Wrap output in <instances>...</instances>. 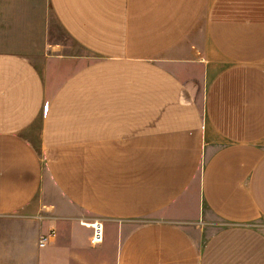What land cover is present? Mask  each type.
<instances>
[{"label": "crops", "instance_id": "0c3cea01", "mask_svg": "<svg viewBox=\"0 0 264 264\" xmlns=\"http://www.w3.org/2000/svg\"><path fill=\"white\" fill-rule=\"evenodd\" d=\"M38 215L51 264H264V0H0V218Z\"/></svg>", "mask_w": 264, "mask_h": 264}, {"label": "rangeland", "instance_id": "374dc122", "mask_svg": "<svg viewBox=\"0 0 264 264\" xmlns=\"http://www.w3.org/2000/svg\"><path fill=\"white\" fill-rule=\"evenodd\" d=\"M54 26L50 40L61 48L59 50L70 54H86L68 38L56 23ZM39 222L37 216L34 219L0 218V264L53 263L58 250L51 246L40 250L37 247L39 234L49 230L40 227ZM83 246L87 253L93 254V249L86 239Z\"/></svg>", "mask_w": 264, "mask_h": 264}, {"label": "built area", "instance_id": "2783aa9c", "mask_svg": "<svg viewBox=\"0 0 264 264\" xmlns=\"http://www.w3.org/2000/svg\"><path fill=\"white\" fill-rule=\"evenodd\" d=\"M38 220H42L41 216H37ZM87 227L91 228L92 234L90 236L89 242L93 247L99 246L104 241V223L102 221H95L88 224ZM56 239L55 229H49L45 232L39 234L37 239L38 249H44L49 244H51Z\"/></svg>", "mask_w": 264, "mask_h": 264}]
</instances>
